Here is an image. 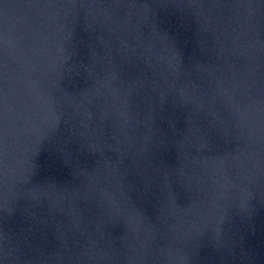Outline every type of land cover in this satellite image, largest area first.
<instances>
[{"label": "water", "instance_id": "water-1", "mask_svg": "<svg viewBox=\"0 0 264 264\" xmlns=\"http://www.w3.org/2000/svg\"><path fill=\"white\" fill-rule=\"evenodd\" d=\"M0 264H264V0H0Z\"/></svg>", "mask_w": 264, "mask_h": 264}]
</instances>
